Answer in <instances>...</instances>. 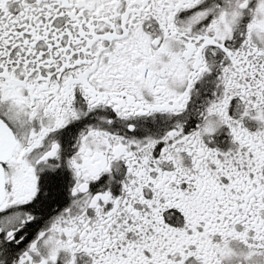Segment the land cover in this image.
<instances>
[{"label":"snow or ice","instance_id":"6c2138e0","mask_svg":"<svg viewBox=\"0 0 264 264\" xmlns=\"http://www.w3.org/2000/svg\"><path fill=\"white\" fill-rule=\"evenodd\" d=\"M0 264H264V0H0Z\"/></svg>","mask_w":264,"mask_h":264}]
</instances>
